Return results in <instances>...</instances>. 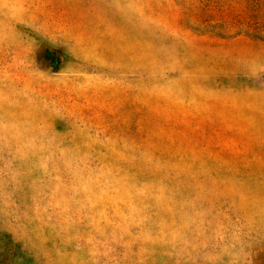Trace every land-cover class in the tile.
Instances as JSON below:
<instances>
[{
  "label": "rangeland",
  "instance_id": "obj_1",
  "mask_svg": "<svg viewBox=\"0 0 264 264\" xmlns=\"http://www.w3.org/2000/svg\"><path fill=\"white\" fill-rule=\"evenodd\" d=\"M0 264H264V0H0Z\"/></svg>",
  "mask_w": 264,
  "mask_h": 264
}]
</instances>
